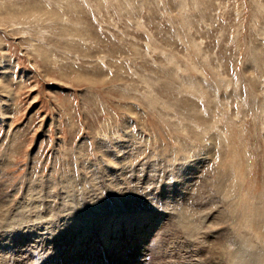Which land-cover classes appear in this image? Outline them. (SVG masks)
Instances as JSON below:
<instances>
[{"label":"rangeland","instance_id":"1","mask_svg":"<svg viewBox=\"0 0 264 264\" xmlns=\"http://www.w3.org/2000/svg\"><path fill=\"white\" fill-rule=\"evenodd\" d=\"M129 189L194 209L203 258L264 245V0H0V264L102 255ZM165 219L142 264H193Z\"/></svg>","mask_w":264,"mask_h":264},{"label":"bare ground","instance_id":"2","mask_svg":"<svg viewBox=\"0 0 264 264\" xmlns=\"http://www.w3.org/2000/svg\"><path fill=\"white\" fill-rule=\"evenodd\" d=\"M195 90V89H194ZM135 147V146H134ZM104 155V154H103ZM118 164V163H117ZM112 165V164H111ZM119 165V164H118ZM151 166V165H150ZM119 167V166H118ZM125 168V167H124ZM126 169V168H125ZM95 171H93L92 175H95L94 173ZM103 173V172H102ZM96 176V175H95ZM181 175L179 174H175V177H177L178 181H182L183 178L180 177ZM113 178V177H112ZM115 178V177H114ZM128 178V177H127ZM150 178V177H149ZM96 179V178H95ZM105 179V178H104ZM110 179V178H109ZM112 180V179H111ZM120 180V178H119ZM125 179H123L124 181ZM93 181V180H92ZM109 181V180H108ZM129 184L130 182L128 180H126ZM112 182V181H111ZM114 182V179H113ZM185 182V181H184ZM110 183V182H109ZM101 184V183H100ZM113 184V183H112ZM122 183H120L121 185ZM182 184V183H181ZM179 184V185H181ZM189 184V183H188ZM109 185V184H108ZM123 185V184H122ZM125 185V184H124ZM132 185V184H131ZM178 185V186H179ZM114 185L111 186L110 183V187H113ZM116 186V185H115ZM133 186V185H132ZM131 186V187H132ZM183 186V185H182ZM127 188L130 186H126ZM137 187V186H136ZM120 188L123 187H119L118 189V184H117V188L120 191ZM125 188V186H124ZM114 189V188H113ZM131 190V189H129ZM124 191V190H123ZM144 191V190H143ZM142 191V192H143ZM115 192V191H114ZM138 190H134L132 189L131 192H127L125 190V193L123 192V195L121 196V200L122 202L120 203V206H124L126 208V210L123 211V213L121 212L119 216L117 217H109L112 218L110 221H108L109 224L105 225V228L102 229V231L100 233H98L99 238L102 240V244L105 247V252L102 253V255L100 256H96V257H92V259H89L86 263L84 264H142V257H145V254H141L143 253L142 251L146 250L148 248V245H150L149 242H145L146 241V237L147 235H149V233L151 232L152 228H156L157 227V223H159V220L164 219L166 217V219L164 220V222H169L167 223V225L169 224V226L165 227V230H171V229H175L177 231L180 232V234L183 236V238L186 240V242H188L189 246H191V252H192V256H193V264H219V258L220 256L225 257V259H227V262L225 261L226 264H264V245H259V246H254L252 245V243L249 241V235L246 232H242L241 230H239L238 228H235L236 233L230 234L228 236L227 239H225V235L223 236V234L221 236H223L221 238V240L218 242V245L221 247L220 253L218 251V253H214V255L212 256H208L203 258L201 256V251L206 250L208 248H206L208 245H206V243L209 241L208 240V234H207V229L204 230V228L202 227L204 224H202V217L199 218L197 216V214L193 211L194 209H192L191 211L188 209H186V207L183 206L184 208H180L178 207L179 205L181 206L180 202H172L171 206L174 205L172 208V213L169 214V212L164 213L163 215H157L156 218L158 217V219L156 220V218L151 214V212H149L147 209H144L143 207H139L136 208V206L140 205V200H142L141 196L139 198L138 195ZM112 193V192H111ZM144 193V192H143ZM117 194V193H116ZM122 194V193H121ZM140 195V192H139ZM114 196V193H113ZM145 196V193H144ZM143 196V197H144ZM94 198V197H93ZM91 197L90 202L92 203V205L96 206V198L95 200ZM120 201V199L118 198H114ZM146 199V198H145ZM67 200V199H64ZM151 200V199H150ZM150 200L148 202V205L150 203ZM177 200V199H176ZM260 200V199H259ZM153 201V200H152ZM111 202V201H110ZM153 203V202H152ZM64 204V203H63ZM102 205L106 204V201L101 203ZM169 204V203H168ZM264 204V203H263ZM72 205V204H71ZM90 205V204H88ZM3 206V205H2ZM45 206V205H44ZM64 207V206H63ZM66 207V206H65ZM179 208V209H176ZM188 208V206H187ZM62 209V207H61ZM43 210V209H42ZM52 210V209H51ZM60 211V210H59ZM64 211V210H62ZM196 211V210H195ZM42 212V211H41ZM61 212V211H60ZM171 212V211H170ZM197 212V211H196ZM31 213V212H30ZM52 214H54L52 212ZM67 214V212H64V215ZM1 215V214H0ZM69 215V213H68ZM76 215V214H75ZM80 215V214H79ZM215 215V214H213ZM38 217V215H36ZM36 216L34 218H36ZM40 216V215H39ZM56 216V215H55ZM60 216V215H59ZM73 216V215H72ZM107 216V215H106ZM5 217V216H4ZM44 217V216H43ZM41 216V220L43 218ZM46 217V216H45ZM64 217V216H63ZM214 217V216H213ZM22 218V217H21ZM73 218V217H72ZM263 218V217H262ZM31 219V218H30ZM40 219V218H39ZM46 219V218H43ZM50 219V218H49ZM66 219V217H64V220ZM70 219V218H69ZM74 219V218H73ZM202 219V220H200ZM36 221V219H34ZM60 220V219H59ZM58 220V222H59ZM77 220V219H76ZM79 220V219H78ZM89 220V219H88ZM108 220V219H107ZM206 220V219H205ZM264 220V219H263ZM24 221V220H23ZM45 221V220H44ZM73 221V220H72ZM82 221V220H81ZM85 221V220H84ZM148 221V228L144 231L143 228V224ZM262 221V220H261ZM31 222V221H30ZM37 222V221H36ZM35 222V223H36ZM43 222V221H42ZM58 222L56 224H58ZM34 222L32 221V224ZM39 223V222H37ZM44 223V222H43ZM70 224V221H64V226L65 224ZM74 223V222H72ZM87 223V222H86ZM135 223L136 224V229L137 231H132L130 229L131 224ZM262 222V226H263ZM13 224V223H12ZM26 224V222H25ZM31 224V225H32ZM41 223H39L40 225ZM68 224V225H69ZM8 225V224H7ZM30 225V226H31ZM35 225V224H34ZM38 225V224H36ZM53 225V223H52ZM77 225V224H76ZM260 225V226H261ZM43 226V225H42ZM63 226V225H62ZM70 226V225H69ZM78 226V225H77ZM83 226V225H82ZM243 226V225H242ZM32 227V226H31ZM37 227V226H36ZM44 227V226H43ZM57 227V226H56ZM60 227V226H59ZM66 227V226H65ZM75 227V226H74ZM85 227V226H84ZM61 228V227H60ZM64 228V227H63ZM83 228V227H82ZM118 228H120V230H118ZM251 228V227H250ZM260 228V227H259ZM264 228V227H263ZM32 229V228H31ZM34 229V227H33ZM40 229V228H39ZM122 229H126V230H122ZM141 229V230H140ZM237 229V230H236ZM162 230V229H161ZM174 230V231H175ZM234 230V229H233ZM246 230V229H245ZM248 230V229H247ZM251 230V229H250ZM45 231V230H44ZM43 231V232H44ZM48 231V230H47ZM107 231V232H106ZM163 231V230H162ZM213 231V230H212ZM211 231V232H212ZM257 231V230H256ZM264 231V229H263ZM170 232V231H169ZM210 232V231H209ZM210 232V233H211ZM248 232V231H247ZM253 232V231H252ZM29 233V232H28ZM39 233V232H37ZM45 233V232H44ZM73 233V232H72ZM220 233H224V232H220ZM219 233V234H220ZM255 233V232H254ZM257 233V232H256ZM255 233V235H256ZM261 233V232H258ZM70 234V233H69ZM218 234V233H217ZM263 234V233H262ZM84 235V234H83ZM86 235V234H85ZM213 235V234H212ZM211 235V236H212ZM36 236V235H35ZM77 239L75 241L74 244H79V242H85L83 240H79L82 238V236L79 234H76ZM220 236V237H221ZM253 236V235H251ZM261 236V235H260ZM39 237V236H36ZM81 237V238H80ZM109 237V238H108ZM212 237H215L214 235ZM218 237V235H217ZM227 237V236H226ZM256 237H258V235H256ZM255 237V238H256ZM190 238H193L194 242L192 245V241ZM216 238V237H215ZM39 239V238H38ZM218 239V238H217ZM224 239V240H223ZM41 238L39 240H37L36 242L40 241ZM223 240V241H222ZM153 241V240H152ZM151 242V241H150ZM90 243V242H89ZM152 243V242H151ZM154 243V242H153ZM210 244V243H209ZM212 244V243H211ZM215 244V242L213 243ZM212 244V245H213ZM254 244V243H253ZM256 244V243H255ZM83 245V244H82ZM130 245V246H129ZM130 248L131 252H127L126 250ZM200 248V249H198ZM211 248V246H210ZM213 248V247H212ZM211 248V249H212ZM188 249V248H187ZM210 249V250H211ZM114 252H118L120 253V257H118L119 255L116 256V254H113ZM148 251V250H147ZM105 253L108 254V257H106ZM213 254V252H212ZM203 255V254H202ZM211 255V254H210ZM25 256V255H24ZM128 256V257H126ZM126 257V258H125ZM196 257V258H195ZM146 260V259H145ZM144 261V260H143ZM159 262V261H158ZM175 262V261H174ZM165 263V264H175V263ZM1 263V262H0ZM179 263V262H178ZM186 263V262H185ZM159 264H161V261L159 262ZM223 264V263H222Z\"/></svg>","mask_w":264,"mask_h":264}]
</instances>
